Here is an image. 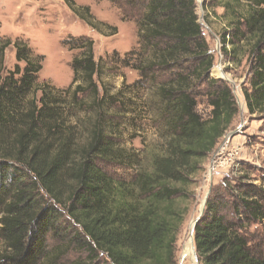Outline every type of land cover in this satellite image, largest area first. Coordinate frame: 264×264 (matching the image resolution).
<instances>
[{"label": "trees", "instance_id": "1", "mask_svg": "<svg viewBox=\"0 0 264 264\" xmlns=\"http://www.w3.org/2000/svg\"><path fill=\"white\" fill-rule=\"evenodd\" d=\"M65 1L74 15L96 30L87 7ZM244 1L248 5L245 14L232 9L228 24L233 32L230 40L222 34V51L231 63L239 64L238 54L247 47V86L241 93L249 115L263 114L264 0ZM117 4L130 10L128 19L137 25L138 52L142 58L146 55L145 63L137 68L141 77L152 80L155 76L148 72L155 70L168 73L156 94V110L164 126L161 148L151 154L148 167L138 164L128 179L114 178L95 164L96 160L131 158L106 134L101 112L105 99L95 83L98 67L90 39L74 40L68 48L80 50L71 62L72 84H78L65 94L48 83H38L43 57L35 56L24 42L13 44L16 65L6 72L4 52L10 42L0 41L3 264H39L47 257L48 239H60L66 230L65 248L77 242L92 262L99 255L107 264L176 262L177 237L194 197L197 176L232 126L238 109L228 84L210 78L214 57L203 37L195 0H120ZM201 86L209 107L205 115L197 110ZM84 95L91 98V104L80 98ZM80 106L95 112L83 144L78 143V125L68 113ZM249 187L236 197L242 208L236 209V221L221 213L217 191L206 199L193 228L200 264H264V206L258 188ZM228 190L235 196L232 187ZM62 211L67 218L65 230L60 224ZM254 222L262 225L256 240L249 232ZM55 248L49 259L61 257L66 250L61 245Z\"/></svg>", "mask_w": 264, "mask_h": 264}, {"label": "rangeland", "instance_id": "2", "mask_svg": "<svg viewBox=\"0 0 264 264\" xmlns=\"http://www.w3.org/2000/svg\"><path fill=\"white\" fill-rule=\"evenodd\" d=\"M71 1L76 7L89 9V14L95 20L96 30L74 15L65 0H0V41L10 42L4 52V69L6 72L14 70L16 59L13 44L24 42L35 56L43 57L41 70L37 75L38 83H48L65 94L67 90L73 91L78 84H72L71 62L79 55L80 50L68 48L73 45L74 40L90 39L98 67L95 83L99 96L104 95L105 99L101 112L107 128L106 134L131 158L117 162L96 160L95 164L114 178L128 179L135 174L138 164L149 166L151 154L159 150L163 143L164 126L156 110V94L157 85L168 79V73L155 70L148 72L155 76L152 80L141 77L137 68L145 63L143 61L146 55L143 58L139 55L137 25L135 21L128 19L130 10L117 4L120 0L113 3L108 0ZM195 1L203 37L209 53L214 57L210 78L221 79L228 84L238 112L232 126L218 140L197 176V183L193 188L194 197L177 237L175 264H200L190 254L191 239L195 221L203 213L200 212V207L204 210L205 201L213 190V195L217 191L216 199L221 205V213L229 221L239 218L236 209L241 211L242 208L236 197L240 195L241 189L248 190L250 184L258 188L260 202L264 206V113L249 115L241 93L242 88L247 86L248 49L244 47L238 54L239 64L231 63L228 53L226 55L222 51L221 43L223 33L226 40L231 39L233 30L228 22L232 19V9L242 15L248 10V5L244 0L240 3L218 0L215 4L207 0V6L203 7L204 0ZM103 25L106 27H101ZM229 48L228 45L227 50ZM19 65L23 67V63ZM197 92V110L205 115L209 112V107L202 94L204 86L199 87ZM80 98L85 100L86 105L91 104V98L85 95ZM68 113L69 119L78 125V143L83 144L95 112H88L80 106L70 108ZM214 167L215 170L206 180L208 170L211 171ZM229 186L233 188L235 196L230 194ZM61 216L65 222L62 220L60 224L62 230H65V212L62 211ZM261 229V223L254 222L249 226L254 240ZM63 233L60 239H48L47 257L39 264H107L102 255L97 256L95 261H90L87 252L81 250L77 242H71L65 248L67 244L63 243L69 239V231ZM59 245L66 250L61 257L49 259V255ZM2 253L4 245L0 242V255Z\"/></svg>", "mask_w": 264, "mask_h": 264}, {"label": "bare ground", "instance_id": "3", "mask_svg": "<svg viewBox=\"0 0 264 264\" xmlns=\"http://www.w3.org/2000/svg\"><path fill=\"white\" fill-rule=\"evenodd\" d=\"M216 71L220 73L219 69H216ZM200 209H202V210L200 211V212H202V211H203L202 206L200 207ZM194 225H195V224H194ZM192 227H193V223L191 224V229H192ZM193 252H194V254H193ZM190 254H191V255H194L195 260H196V262H197V257H196L195 251H194V246H193V241H192V239H191Z\"/></svg>", "mask_w": 264, "mask_h": 264}, {"label": "built area", "instance_id": "4", "mask_svg": "<svg viewBox=\"0 0 264 264\" xmlns=\"http://www.w3.org/2000/svg\"><path fill=\"white\" fill-rule=\"evenodd\" d=\"M215 170V167L210 171V169L208 170L207 176H206V180H208V178L210 177L211 173Z\"/></svg>", "mask_w": 264, "mask_h": 264}, {"label": "water", "instance_id": "5", "mask_svg": "<svg viewBox=\"0 0 264 264\" xmlns=\"http://www.w3.org/2000/svg\"><path fill=\"white\" fill-rule=\"evenodd\" d=\"M197 221H198V219L195 221V224L197 223ZM192 241H193V238H192ZM197 260H198V258H197Z\"/></svg>", "mask_w": 264, "mask_h": 264}]
</instances>
